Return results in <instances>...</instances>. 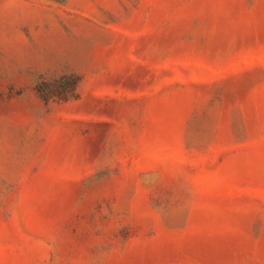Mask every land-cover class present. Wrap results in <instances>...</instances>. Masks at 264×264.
<instances>
[{"label": "rangeland", "instance_id": "374dc122", "mask_svg": "<svg viewBox=\"0 0 264 264\" xmlns=\"http://www.w3.org/2000/svg\"><path fill=\"white\" fill-rule=\"evenodd\" d=\"M0 264H264V0H0Z\"/></svg>", "mask_w": 264, "mask_h": 264}]
</instances>
